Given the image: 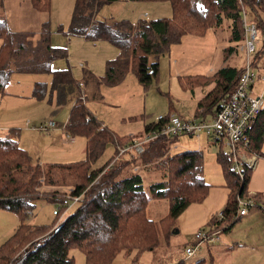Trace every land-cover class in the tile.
<instances>
[{
  "label": "trees",
  "instance_id": "16d2710c",
  "mask_svg": "<svg viewBox=\"0 0 264 264\" xmlns=\"http://www.w3.org/2000/svg\"><path fill=\"white\" fill-rule=\"evenodd\" d=\"M112 1L115 0H73L67 26L69 34L81 35L91 41L106 40L118 49L117 56L106 63L102 80L107 84L120 82L130 69L147 87L158 74V62H149L150 54L157 57L168 51L186 34L200 36L208 29L215 30L223 19L229 20L228 41L234 42L228 50H235L243 38L242 8L247 18L255 23L258 40L259 35L262 38L253 64L258 65L264 59V0H168L170 16L148 21L139 19L135 25L126 19L100 20L95 17L100 5ZM31 2L40 11L50 9V0ZM61 28L59 25L58 30ZM0 40V92H4L12 73H47L57 84L60 94L72 92L74 79L70 69L52 66L55 60L66 59L67 50L50 44L48 19L37 32H16L0 18ZM240 71L241 67L226 64L213 75H204L213 80V87L197 101L194 114H214L220 102L233 90ZM84 74H88L89 80L98 81L90 72ZM201 77H197L200 85L203 83ZM79 83L64 128L71 136L85 137L83 159L43 165L33 162L27 151L19 146L16 129H8L0 135V209L13 212L19 218L14 231L0 243V264H74L69 255L71 248L80 250L88 264H110L122 250L149 249L157 244L155 224L146 214L148 198L139 172L131 171L114 179L112 171L108 177L90 185L115 154L114 151L111 159L100 163L106 146L125 143L129 137L118 136L102 126L81 100L79 91L83 86ZM83 83L85 86V81ZM41 85L35 83L34 94L38 95ZM165 119L145 123L141 133L160 128ZM246 135L249 150L259 155L264 140V109L247 127ZM175 140L159 137L149 142L142 154L129 155L126 160L135 164L142 156L143 162L154 163L161 172L163 179L152 182L148 190L151 195L169 202L168 213L159 220L160 226L166 229L189 203L201 200L208 187L202 176V151L183 150L169 155L170 145ZM216 156L228 189L222 217L217 222L225 224L223 231H228L241 217L236 216L235 199L237 194L247 195L250 169L244 170L240 180L231 169V157L221 146ZM43 186L55 188L49 190ZM60 187H70L71 192L81 193L79 203L55 225L26 222L35 201L54 205L61 201L64 192ZM256 193L254 197L258 198L262 192Z\"/></svg>",
  "mask_w": 264,
  "mask_h": 264
},
{
  "label": "rangeland",
  "instance_id": "374dc122",
  "mask_svg": "<svg viewBox=\"0 0 264 264\" xmlns=\"http://www.w3.org/2000/svg\"><path fill=\"white\" fill-rule=\"evenodd\" d=\"M68 5H71V8L65 10L62 0H52L53 11H51L50 20L46 18L50 22V44L65 46L67 49V60H56L52 66L69 68L77 83L79 81L83 85L85 81V86L79 91V93L83 91L85 95L83 102H86L90 113L101 122L102 126L105 125L118 136L127 135L130 138L136 136L135 134H142L145 123L154 120L157 115L166 114L168 107L172 105L175 107L172 113L189 118L195 108L188 103L191 91L199 89V93L204 94L201 89L213 83L210 77L207 79L204 76L213 75L209 67L216 71L226 64L239 68L243 65L244 54L236 48L233 51L228 50L234 42L228 41L229 20L223 19L221 25L215 30L208 29L204 35L200 36L188 34L193 36L179 46L173 44L168 51L158 54L157 57L150 54L149 62H158V74L147 87L140 83L134 71L130 69L120 82L107 84L102 80L106 63L117 56L118 49L106 40L91 41L81 35L69 34L67 26L73 0ZM45 13L49 15V11ZM170 14L171 6L168 0H115L100 5L95 17L100 20L126 19L133 22L139 19L148 21L157 17H168ZM60 23L62 28L58 30ZM31 26L26 30L33 32L35 24ZM10 27L18 28L15 25ZM261 39L259 35L258 46L262 43ZM86 71L94 75L93 77L99 82L89 80V73L84 74ZM198 76H204V78L201 77L200 81L203 82L201 85L197 81ZM34 80L45 81L47 85L51 84V76L47 73H12L5 89L16 87V89L32 91ZM260 87L261 83L257 79L254 84L255 93H259ZM55 96L54 93L53 100L49 99L48 95L33 101L31 98H25L27 101L23 99L17 110L15 124L20 130L18 141L20 140L19 143L27 149L33 162L43 165L72 162L85 157V137L70 135L74 141L67 143L64 140L65 133L61 129V126L66 123L73 99L69 97L63 105H58L55 102ZM49 120L58 124L59 128L49 131L40 129ZM3 134L4 132L0 131V135ZM177 140L170 145L169 155L183 150L202 151V176L208 184L205 196L199 201L189 203L174 218L169 228H162L159 220L168 213L169 202L166 198L151 195L148 190L152 182L163 179L161 172L154 163L143 162L142 156H139L136 163L132 164L126 162L131 154L122 155L116 163L118 166L112 165L100 178L103 180L112 171L115 174L114 179L131 171H137L142 175L148 198L146 214L155 224L158 239L153 248H134L128 252L122 250L113 257L110 264H173V260L179 261V256H184L186 245L196 242L198 230H213L217 226L223 229L225 224H218L217 215L226 203L228 189L216 156L220 145L212 144L211 140L207 143L203 134L192 137L183 134L178 136ZM111 148V145L108 146L109 151L105 150V152L110 153ZM221 149L226 153L230 151L224 144L221 145ZM261 151L263 157L258 155L257 166L250 170L247 189L250 190L249 193H255L253 197L257 195L256 192L263 191L258 198H254L264 202V140ZM110 155H113V148ZM43 188L52 190L55 187L43 186ZM69 188L60 187V190L64 192L61 196L69 192ZM248 191L246 196L250 195ZM53 207L52 203L37 200L25 221L30 224L53 223L52 225H55L64 217V214L53 215ZM263 210L258 207L252 208L246 215L241 216L230 230L222 231V241L200 245L198 253L206 252L208 246L214 245L215 249H220V252L214 255L212 264H264ZM69 255L72 256L74 264H88L84 254L76 248H71ZM183 259L182 264H184ZM185 264L189 263L185 262Z\"/></svg>",
  "mask_w": 264,
  "mask_h": 264
},
{
  "label": "built area",
  "instance_id": "2783aa9c",
  "mask_svg": "<svg viewBox=\"0 0 264 264\" xmlns=\"http://www.w3.org/2000/svg\"><path fill=\"white\" fill-rule=\"evenodd\" d=\"M243 28V38L237 43L236 49L244 54V62L238 75L236 84L230 94L220 102L218 108L212 115H197L185 118L176 113L160 114L155 121L165 119L161 127H155L143 132L139 136H132L125 143L115 144V154L109 164L90 183L97 184L103 172L117 163L122 155H140L145 146L162 136L177 138L183 134L188 136L205 135L214 143L229 147L231 157V169L237 174L240 180L244 177V170L254 169L258 164V155L249 150V141L246 129L254 118L264 109V59L260 64H253L254 54L258 48V31L255 23L247 19L244 8L240 12ZM135 25V23H133ZM259 79L261 83L259 93H255L254 84ZM82 86L81 83H79ZM82 90V89H81ZM80 98L84 100V93L81 91ZM209 117V118H208ZM56 123L49 120L40 129L49 131L56 127ZM65 126V124H64ZM64 126H62L65 131ZM67 135L70 134L65 131ZM249 196L236 195V216L246 215L252 208L264 209V202L257 201L249 193ZM81 193H73L71 189L67 192L52 209V214H66L75 207L80 199ZM264 211V210H263ZM222 217V211L217 215V221ZM223 229L198 230L196 242L184 247V262L194 263L199 254V246L218 242L222 239Z\"/></svg>",
  "mask_w": 264,
  "mask_h": 264
},
{
  "label": "crops",
  "instance_id": "0c3cea01",
  "mask_svg": "<svg viewBox=\"0 0 264 264\" xmlns=\"http://www.w3.org/2000/svg\"><path fill=\"white\" fill-rule=\"evenodd\" d=\"M62 2H63V6H64L65 10L71 8V5H68V3L71 2V0H62ZM51 11H53L52 0H50L49 15H47L45 12L40 11L37 8H35L31 2V0H0V18L5 20L8 27L12 31H16V32L27 31L26 30V29H28L27 27H32L31 26L32 24H35V26L33 28L34 30H32V31L33 32L39 31V28L42 25L43 21H45L46 18L49 19L51 17ZM162 17H165V16H162ZM133 23H136V21H133L132 25H133ZM11 25H15L18 28H11L10 27ZM59 25H62V24L60 23ZM191 36H193V35H188V34L184 35V38L182 39V41L180 43L176 44V46H179L180 44H182L185 40H187ZM63 47H65V46H63ZM58 60H60V59H58ZM62 60H64V59H62ZM66 60H67V57H66L65 61ZM80 64L83 65V63H80ZM82 65H80V66H82ZM54 68H56V67H54ZM209 71H211L213 73L216 72V71H214V69L212 67H209ZM15 74H17V73H15ZM18 74H20V73H18ZM49 76H50V74H49ZM72 77H73V75H72ZM73 79H74V77H73ZM44 82L45 81L41 82V80H34L32 82V91L30 89L21 90V89H16V87H11V88H8L7 90L5 89L4 92H0V131H3L5 134L8 129L14 128L17 130V133H18L17 134V140L19 139L20 130L17 129V126H16L17 124H15V123H17V115H18L17 110H18V108H20V105L23 102L22 100L23 99L26 100L25 98H31V101H33V100H40V99L44 98L46 95H48L49 99L53 100V98H54L53 94L55 93L56 94L55 102L58 103V105H63L66 102V99L69 97H71L73 99V102H74L75 93L79 90V88H78L79 81L77 83L76 80L74 79L72 92L69 93L68 91H65L62 94L59 93V88H58L57 84H55L51 81V84L47 85ZM35 83L42 84L41 86L38 87L39 88L38 95L33 93ZM82 86H84V85H82ZM212 87H213V83L212 84L210 83L207 87H205V89H201V91L204 94L199 93V89L198 90L197 89L192 90L190 93L191 95L188 99L189 105L190 106L192 105L193 107H195L197 101L199 99H201ZM173 111H175V107L173 105L171 107H168L167 113H171ZM200 111L201 110L199 109L198 114L200 113ZM194 113H195V108L192 111L189 118L196 116ZM56 125L57 126L52 130L59 128L58 124H56ZM61 129H63L62 126H61ZM64 133H65V131H64ZM200 135H197V136H200ZM203 136L205 137L207 143L210 142V139L208 137H206L205 135H203ZM64 140L67 143H72L74 141L73 137H71L70 135L68 136L67 133H65ZM175 141L176 142L178 141L177 138ZM19 142H20V140L18 141L19 146L27 151V149L25 147H23ZM213 143L214 142L212 141V144ZM214 144H216V143H214ZM84 145H85V141H84ZM110 145L112 146L113 152H114V144L113 145L110 144ZM110 145L108 144L106 146L105 150L109 151L108 146H110ZM112 148L110 150V153L112 152ZM27 153H28V151H27ZM110 153L104 151V153L102 154V156L100 158V163H103L104 161H106L111 156ZM259 155L261 157H263V152L261 151ZM18 222H19V218L15 213L10 212V211H6L4 209H0V243L3 242L14 231ZM218 252H220L219 248L215 249L214 245L208 246V249L206 252H200L196 256L195 264H212V262L215 259L214 257L218 254ZM182 258H183V256L181 257V255H180L179 261L173 260V264H177V263L182 264ZM184 264H185V262H184ZM190 264H192V263H190Z\"/></svg>",
  "mask_w": 264,
  "mask_h": 264
}]
</instances>
